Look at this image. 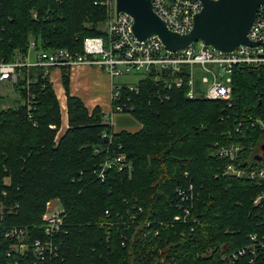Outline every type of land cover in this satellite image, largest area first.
<instances>
[{
  "label": "trees",
  "instance_id": "obj_1",
  "mask_svg": "<svg viewBox=\"0 0 264 264\" xmlns=\"http://www.w3.org/2000/svg\"><path fill=\"white\" fill-rule=\"evenodd\" d=\"M105 1L0 0V60L26 56L31 42L82 54L85 39L105 37ZM60 73L67 128L59 135L60 104L42 68L18 69L15 106L0 109V264H39L30 243L45 238L48 202L61 207L64 225L53 238L57 257L43 264H224L249 235L264 234V207L253 204L260 187L224 175L228 161L212 155L215 143L242 145L235 164L252 162L249 147L264 139L249 122L264 119V67H236L230 101L188 99L186 85L168 88L155 70L117 87L111 107L123 106L135 132H114L101 108L89 111L70 94V72ZM118 153L127 166L98 179ZM178 189L191 197L181 201ZM12 228L27 231L28 249L8 257L14 241L3 232ZM256 254L252 264H264V250Z\"/></svg>",
  "mask_w": 264,
  "mask_h": 264
},
{
  "label": "built area",
  "instance_id": "obj_2",
  "mask_svg": "<svg viewBox=\"0 0 264 264\" xmlns=\"http://www.w3.org/2000/svg\"><path fill=\"white\" fill-rule=\"evenodd\" d=\"M156 15L166 24L169 30L186 34L192 29L193 18L201 8V0H150ZM110 17L105 23L103 31L105 37H91L83 42V53L73 54L65 49L55 51H36L34 43L29 44V51L36 52L33 62H28L26 56L18 55L11 62L0 60V84L13 86L18 80V69L39 67L44 69L45 74L50 75V68L57 70L66 69L72 72L76 68L84 66H97L103 68L108 76L115 77L128 74H147L151 70L162 71L167 74L168 88L187 87L185 96L188 99L203 97L208 101H230L232 94V77L236 67L258 68L264 67V6L260 7L255 21L248 33V39L256 46L239 45L232 52L221 53L206 47L201 42L192 44L178 52H168L157 38H151L144 42L136 41L131 34L132 20L125 14L115 15V0H106ZM35 17V14H33ZM200 72L202 90L195 89V74ZM129 90L136 88L129 87ZM119 97V88L114 87L111 91V103ZM123 112V106L111 107L109 115ZM112 121V120H111ZM252 126L258 125L264 132V119L251 118ZM110 123V122H109ZM242 123H238L235 132H238ZM264 139L257 148L249 147L252 153V162H248L245 168H239L235 164L240 153L245 148L242 145L221 146L213 145L212 155L228 161L224 175L240 180L255 182L260 187V192L253 200L257 207H264ZM120 148V147H119ZM256 149V151H255ZM260 157V160L255 157ZM125 155L118 153L108 156L97 173V178L105 179L106 172L112 167L122 169L126 167ZM192 187H188V192ZM181 201L191 197L182 189L177 190ZM184 215L188 212L185 210ZM184 216V217H185ZM174 220H180L177 216ZM42 228L44 239H36L30 243L35 261L39 264L51 262L57 257V246L53 238L62 232L64 216L58 204L48 202L46 211L42 216ZM5 239L13 240L7 256L20 254L28 249L27 231L25 229L12 228L3 232ZM249 244L230 255L222 256L224 264H236L240 257L250 255L247 264H252L259 250H264V234L248 236Z\"/></svg>",
  "mask_w": 264,
  "mask_h": 264
},
{
  "label": "water",
  "instance_id": "obj_3",
  "mask_svg": "<svg viewBox=\"0 0 264 264\" xmlns=\"http://www.w3.org/2000/svg\"><path fill=\"white\" fill-rule=\"evenodd\" d=\"M201 5L192 29L186 34L169 30L154 12L150 0H115V15L131 18V34L136 41L157 38L171 53L199 42L221 53L232 52L239 45L256 46L249 41L248 33L264 0H201Z\"/></svg>",
  "mask_w": 264,
  "mask_h": 264
},
{
  "label": "crops",
  "instance_id": "obj_4",
  "mask_svg": "<svg viewBox=\"0 0 264 264\" xmlns=\"http://www.w3.org/2000/svg\"><path fill=\"white\" fill-rule=\"evenodd\" d=\"M28 62H30L29 57ZM60 76V70L53 69L50 71V80L61 108L62 127L58 131V135L67 128L66 99ZM114 79H111L101 67L84 66L76 68L70 72V94L80 98L89 111L95 107L101 108L104 113V122H110L114 132H135L139 129V125L128 117L129 115L114 114L112 117H106L111 111V91L113 86L124 85L115 84Z\"/></svg>",
  "mask_w": 264,
  "mask_h": 264
},
{
  "label": "rangeland",
  "instance_id": "obj_5",
  "mask_svg": "<svg viewBox=\"0 0 264 264\" xmlns=\"http://www.w3.org/2000/svg\"><path fill=\"white\" fill-rule=\"evenodd\" d=\"M103 27H105V25ZM36 54L37 53L34 51H29L28 57H29L30 62L34 61ZM201 76L202 74L200 72H196L194 83H195V89L197 91L202 90L204 88V85H202L201 80H200ZM143 77H144V74H128L124 76L115 77L114 80H115V84L135 86L140 80L143 79ZM15 98H16V94L12 87L10 86L8 87V86H4L0 84V109L15 106V103H14ZM121 115L128 116L129 114H121ZM128 117L131 118L130 115ZM54 203L57 204L56 202H53V204Z\"/></svg>",
  "mask_w": 264,
  "mask_h": 264
}]
</instances>
